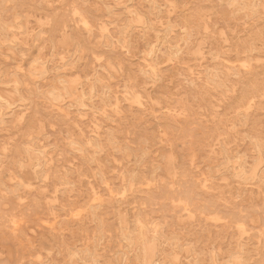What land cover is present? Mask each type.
Returning <instances> with one entry per match:
<instances>
[{"label": "rangeland", "instance_id": "374dc122", "mask_svg": "<svg viewBox=\"0 0 264 264\" xmlns=\"http://www.w3.org/2000/svg\"><path fill=\"white\" fill-rule=\"evenodd\" d=\"M0 264H264V0H0Z\"/></svg>", "mask_w": 264, "mask_h": 264}, {"label": "bare ground", "instance_id": "6f19581e", "mask_svg": "<svg viewBox=\"0 0 264 264\" xmlns=\"http://www.w3.org/2000/svg\"><path fill=\"white\" fill-rule=\"evenodd\" d=\"M256 11V10H255ZM86 27H87V25H85ZM152 69V68H151ZM40 72H41V70H40ZM214 80V79H213ZM214 86V85H213ZM215 89V88H214ZM217 89V88H216ZM259 92V91H258ZM258 94V93H257ZM252 96V95H251ZM234 126V125H233ZM232 127V126H231ZM247 177V176H246ZM249 178V177H248ZM188 202V201H187ZM187 204H189V203H187ZM187 206H189V205H187ZM182 207V206H181ZM191 208V207H190ZM190 210H192V209H190ZM21 222V221H20ZM177 240V239H176Z\"/></svg>", "mask_w": 264, "mask_h": 264}]
</instances>
